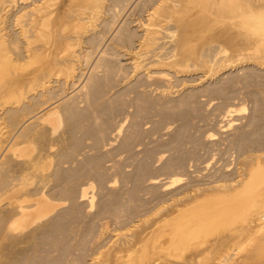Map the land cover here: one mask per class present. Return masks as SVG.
<instances>
[{
    "label": "bare ground",
    "instance_id": "obj_1",
    "mask_svg": "<svg viewBox=\"0 0 264 264\" xmlns=\"http://www.w3.org/2000/svg\"><path fill=\"white\" fill-rule=\"evenodd\" d=\"M140 1H141V3L143 2L144 4H142L143 7H141V10L140 11L137 10V11H139V12H137L135 10V8L138 4H140ZM131 4H133V5H131ZM121 5L123 6L124 10H126L129 7V5L132 6L133 9H131V14H130V16L128 15L129 20H128V16H127V18H124L125 19V21H124V19L122 17H120L119 14H118L119 16L117 15V9H118V7L122 8ZM140 6H141V4H140ZM0 7H1L0 8V70H1V66L3 65V62L5 61V59L9 61L8 63H11V62L21 63V61H22V62H24V65H25V62H28L29 60L33 59V61H31V62H33L32 65L34 64V62H36L37 65L35 64L36 67H35V65H33L35 67V70H33L32 74L34 72H36V75H35L36 77L37 76L43 77V83L41 85H39L40 89L39 90L37 89L38 91L36 93H34V95H33L35 98H38L41 100V103L39 102L40 104L39 103L37 104L39 106L33 111L31 109V112H28L26 115L23 114L24 116L22 118V121L19 123L18 128L14 127L15 130L7 133L6 135L4 133L3 138H1L2 136L0 134V171L3 168H7L8 165L12 164L13 162H15L16 164L18 163V166H16L17 168H15L13 170L15 176L9 174L8 175L9 178L5 179V184L0 189V197H1L0 202H2V204H3V205H1L2 206L1 209L4 212L3 215H6V225H5V231L7 234L6 236L9 239V241L11 243L10 245L12 247V249L10 251V262H9V264H37V261L34 260L35 256L33 258L31 257V259H33V260H31L30 258H28L30 256H27L26 254H27V250H29V247L31 248L32 246L36 245L35 244L36 240H38L39 237L45 236L48 238V237H52L53 235L56 236V234H55L56 232H57V235H59L58 229L59 228L61 230L63 229V228H61L62 227L61 223L64 222V225H65V222L68 221L67 219H70V218H66V221L61 220V219H63L62 217H65V216L68 217L69 216L68 214H70V215L72 214V217L73 218L75 217V221H77L76 216L81 214L82 210H85V209L81 208L82 204H80V203L86 204V206L89 207L90 209L94 208V197L95 196H92V194L90 196V192H89L90 187H93V183L88 185V186L84 185L85 182L83 184H81L84 186H80L79 184H77V187H79V188L75 189V186L73 184H74V182H77V181L73 180L74 182H73V184H71V185H73V187L67 189L66 191H63V193L64 192L66 193V194H64V195H66L65 197H67L65 199L66 201L58 202L57 199L55 198V196L54 197L51 196L52 194H51V189L48 186V183H49L48 181L47 182L41 181V183L38 184V183H36V181L34 179L35 178H40L41 180L44 179L45 178L44 176H46L44 174L45 168H46L47 164L53 160V158L55 156V151H57L56 147L60 146V145H64V147L63 146L62 147L65 148V146L69 144V143L67 144V142H69L70 138H68L66 136V133H60L59 132V126L61 127L60 124H62L61 111H60V106L62 104H66L69 107L68 110L70 112V115H72V116L75 114L79 115V113L82 111L80 108H82L83 104H86L88 107L92 106V105L96 106L93 109H91V113L86 116V120H88L89 121L88 123L91 124V126L93 127L92 131L95 129V127L97 128L93 134L94 138L96 137L97 142L102 140L103 135H104V125L99 124V122L102 118L101 117L99 120L101 108L100 107L98 108L97 107L98 105H96V103H97L96 101L98 99L99 94H102V93H100L102 89L100 90V92H98V89H99L98 85H100L99 83L103 82L102 76L104 74H102V76H101V73L103 71L100 72V67L102 66V64L104 65V69H105V67L113 68L112 67L114 65L113 62L114 61L116 62V60H121V57H123L124 60L126 61V66L128 65L129 69L131 68V71L128 69L131 72V75H132L131 77H134V76L136 78L138 77L140 79V81H142L141 86H143L144 88L150 87L152 89V87H154L153 91H158L159 88L160 89L163 88L159 91V93L161 94L162 97L167 96L169 93H171L172 86H174V85L171 86L173 76H171V74H168L167 70H171V68H173V67L176 68L175 78L183 75V73H184V75H186L185 72H187V70L186 71L182 70L179 68V66L183 65L184 63H187V61L189 62V60H192L194 62L196 61L197 63H199V61H201L203 58L205 60L207 58V60H211L213 62L219 61L221 59H223V61H226L228 59L227 58L225 60V58L228 56L227 53H229V51H231L233 53V54H231L233 57V58H231V59H233V60H231V62H233L235 65H243V66L252 65V67L256 66L260 69H263V71H264V0H4V3ZM123 13H124V11H123ZM127 20L131 24H133L135 29L133 28L134 30L131 29V31H128L126 33H122L123 32L122 31L123 26H124L123 24H125ZM6 21L8 22V27H5L4 23H6ZM6 26H7V24H6ZM125 30H126V26H125ZM11 31L14 32V34H12ZM135 31H137L138 33L137 32L135 33ZM107 35L113 36L112 41H114V44H113L114 47H118V46L120 47L121 46V48H124L125 50L123 52H120V53L117 52L119 55H117V53L113 52V50H112L113 53L109 54L108 53L109 50H108V48H106V45L108 46V44H106V41H108ZM110 39L111 38H109V40ZM94 40L95 41L98 40V41L95 42ZM6 42L11 46V50L8 47L9 50L6 51L7 50L6 49L5 50L6 52L2 53L1 45L4 44V46H5ZM20 43L21 44L23 43L22 46H20ZM86 45H88V46H86ZM205 45H207V46L211 45L212 47L214 45V47H213L214 50L211 53L209 52L210 53L209 57L202 55V47H205ZM5 48H6V46H5ZM112 49H114V48L112 47ZM13 55L17 56V58H14ZM2 60H4V61H2ZM82 60H84V61H82ZM58 61H61L65 64L68 62V66H69V64H70V66H72V71L71 72L69 71L68 76L66 75L67 76L66 82H68V85H70L69 84V81H70V83H72V87H73L74 91H75V89H78V90H76L77 92L75 91L76 93L75 94L73 93V95L70 97H69L70 94H68V92L66 90L56 92L58 90V87L61 88L63 85V83H62L63 81L60 84V80L57 79V77H56L57 75L55 76V73H54V67L57 68L55 65ZM226 63H227V61H226ZM226 63H225V67H226ZM118 64H119V62H118ZM123 64H121L122 67L125 66V63H123ZM17 65L19 66V64H17ZM17 65H15V66L17 67ZM27 65L29 66L28 63H27ZM32 65H31V67H32ZM185 65L186 64H184V66ZM6 66H8V64ZM15 66H12V67L16 68ZM119 66L117 65L116 67H119ZM184 66H182V67H184ZM22 67L23 66H21V69H22ZM25 67L21 71H23L25 69ZM27 67H26V69H27ZM187 67H188V65H187ZM9 69L11 70V68H9ZM57 69H59V67ZM79 69L81 72L80 75H79V72L77 71ZM114 69H115V67L113 68V70ZM246 69H247V67H246ZM55 71L59 72V70H55ZM60 71H61V69H60ZM109 72H111V71H109ZM109 72H107V73H109ZM237 72H239V71H237ZM30 73H28V74H30ZM61 73H63V72L61 71L60 74ZM20 74H22V72ZM26 74H27V72H26ZM115 74H117V73H115ZM242 75H244V74H242ZM109 76H111V74L108 75V77ZM11 77H12V75H11ZM27 77H29V76L27 75ZM7 78H9V77H7ZM13 78H14V76H13ZM113 79H114V77H113ZM137 79H136V81H137ZM186 79H185V81H186ZM127 80H128V78H127ZM0 81H2L1 78H0ZM16 82H17V80H16ZM78 82H80V83H78ZM77 83H78V85H77ZM189 83H190V81H189ZM0 84H2V82ZM176 85H179V84H176ZM21 86L23 87L24 85H21ZM139 86H140V83H139ZM139 86H138V88H139ZM132 87H130V89ZM62 88H64V87H62ZM11 89H12V86L5 87L3 89L4 90L3 92H8V94H9ZM35 89H36V87H35ZM35 89L34 90L32 89V91H36ZM21 90H22V88H21ZM0 92H1V88H0ZM110 92H111V90H110ZM125 92H126V90H125ZM137 92H138V90H137ZM48 93L49 94L50 93H67V94H63V96H61V97H59V95H54L52 98L49 97L50 99H46V97H48ZM69 93H71V92H69ZM130 93H131V91H130ZM1 94H3V93H0V95ZM14 95H16V94H14ZM141 95H142V93H141ZM10 97H11V95H10ZM11 98H13V95ZM71 98H72V100H71ZM111 99H114V98H111ZM141 100H143V99H141ZM144 100H146V99L144 98ZM8 101H10V100H8ZM29 101H31V98ZM158 101H160L159 98H158ZM168 101H170V100H168ZM17 102H20V101L17 100ZM17 102L15 104H17ZM106 102H108V100ZM134 103H136V102H134ZM7 104H5V105H7ZM10 104H13V103H10ZM99 106H101V105H99ZM84 107H85V110L89 109V108L86 109V106H84ZM90 108H92V107H90ZM104 108L106 110V107H104ZM143 108L144 107H142V109ZM24 110H25V107H24ZM68 110L66 107V111H68ZM28 111H30V110H28ZM83 111H84V109H83ZM116 111H118V110H116ZM101 112H102V110H101ZM129 112H130V110H129ZM229 112H231V111H229ZM13 114H15V113H13ZM65 115L66 114H64V116ZM105 116H107V115L105 114ZM79 119L81 120V118H79ZM72 120L73 119H71V122H72ZM79 121H78V123H81V121L80 122ZM126 122H124V123H126ZM252 122H253V120H252ZM118 123H119V121H118ZM74 124H75V122H74ZM139 124H141V123H139ZM82 125H84V124H82ZM76 126L80 127V124L76 125ZM248 126H249V124H248ZM67 127H68V125H67ZM72 127H75V126L72 125ZM136 127H137V125H136ZM69 128H71V127H69ZM78 129H81V127L77 128L75 130L78 132ZM83 129H84V127L82 128V130ZM139 129L141 130L142 128H139ZM2 130H3V128H2ZM86 131H88V130H86ZM121 131H122V126H119L118 129L113 134V137L119 136L121 134ZM64 132H65V130H64ZM131 134H133V132ZM249 134L250 133H248V135ZM122 135H124V134H122ZM179 136L182 138L183 135L182 136L179 135ZM75 138L76 137H74L73 139H75ZM107 138H108V135H107ZM115 138H117V137H115ZM118 139H120V138H118ZM178 140H179V138H178ZM78 141H79V139H78ZM127 141H128V139H127ZM240 141H242V140H240ZM255 141H256V139H255ZM80 142H82V140H80ZM123 142L125 143V141H123ZM254 142H253V144H254ZM124 143H122V144H124ZM84 144H86V143H84ZM84 144H83V146H84ZM239 145L240 144H238V146ZM92 146H94V145H92ZM122 146H124V145H122ZM88 147H90V146H88ZM95 147L96 146H94L93 149ZM252 147H254V146H252ZM85 148H86V146H85ZM125 149L126 148H124L123 151H125ZM182 149H184V148H182ZM103 150H104V148H103ZM137 150H139V149H137ZM106 151H108V150H106ZM129 151L130 150H128V152ZM132 151H134V149ZM248 151L249 150H245V152H243L241 159L242 158L244 159L243 160L244 164H246L247 160L248 161L251 160L252 163H250L248 165H251L250 167H252V168L247 167L246 166L247 164L239 166L237 168V170L234 171L235 173H232V174H234L233 177L229 178V179L223 178V177L222 178H220V177L214 178L212 181L207 182L208 181L207 180V181H205L206 183L201 184V185L197 181H195L196 183H194V181H193V184H195V185L190 184L191 186H183V185H182V187L179 186L178 189L176 188L177 190L176 189H175V191L172 190L173 191L172 193L169 190L175 188L177 183H179V181H180L179 178L169 177L168 178L169 180L165 181L163 183L160 182L162 180L161 178H160L161 179L160 181H158V180L152 181L151 180L152 182H150V183L155 184V185L158 183L159 184L161 183L162 188L164 189L165 193H166V190H168V192L166 194H164V192H162V194H164L165 197H169L166 195L170 192L169 193L170 196H173L172 198L170 197L171 201L168 200L170 203L165 202L166 203L165 204L163 202V203H161V205H157V207L154 206L153 211L151 210V208H153V207L150 208L149 206L151 203L154 204V202H151L150 204L148 203L149 204L148 211L149 210H151V211H149V212L147 211V214H146V212L144 210L145 214L143 215V217L142 216L138 217V219L136 218L138 216V214H136L137 216L135 215V219H137V220H133V222H134L133 226L131 225L133 222H131V224L128 222L129 225L132 226L131 228L133 229V232H132V229H131V232H129V233H132V235H126V236L121 237L120 233H118L115 235L116 236L115 239L113 238L114 240L112 239V237L110 238V240L105 239L106 242H108V243L110 242L111 244L105 243V241L104 242L99 241L97 243L99 246L98 250L104 249L106 247L110 248V249L107 248L108 250H110V257H108V255H105V254H109L107 252V249H104L106 251L101 250L102 252L103 251L105 252V254L104 253H101V254L102 255L104 254L105 258H106V256L108 258L107 264H168V263L172 264V263H170L171 261L168 262L169 259L172 260L171 258L174 257V258H177L178 260H181L182 259L181 257L180 258L175 257V255L176 254L178 255V252H179L180 256L182 254H183L182 256H186V254L184 255V252L187 249H190L192 247H194V249H195L196 248L195 246L197 244L198 245L197 249H196L197 251L194 252L193 255L190 257H188L189 254H187V257H183V260H181L182 264H189V261L193 262L194 258H197V256H199L198 258L200 259L203 254L205 255V252H208L209 250H214L217 247H218L217 249H219V247L221 248V246L228 243L229 239L232 237L231 235H233L232 233H234L233 230L229 229L230 233L224 234V235H222V232H221L220 234L222 236H220L218 234L217 236H219V237H216V236H215L216 238L211 237L213 239L208 238V236H205L207 238H204V237L202 238V234L204 233L205 235H207L208 233H210L213 230L212 228L215 227L217 224H218L217 226H219V224L222 222H225V224H226V221H228L230 219H231V222L235 223V222H237V219H238L243 224H245L246 233L248 235H250V239L248 241H251L253 239L252 242H254V243L251 245L250 248L245 245L247 248H249L247 251L245 250V248L242 249V247H244V245L241 247L240 246L241 244L239 245L238 243H236V244H238L240 249H242L243 251L245 250L247 252V255H244V253L242 254L243 255L242 260H240L241 258L238 259L239 255L235 254L234 251H232L233 248L237 249L238 246H236V244H235L236 247H232L230 245L232 247L231 251L228 250L229 248H226V249L230 252H233L235 255H238V256H233V258L236 257V259H238L235 262V264H249V261L251 260V258H253L254 255H257L255 253L258 251V250H256L257 246H258V249H259V247L261 249L264 248V246H263L264 245L263 244L264 243L263 242V239H264V173H260L261 171L258 172L256 166H253V160L254 159H258V161H261V162L263 161L264 152H261L259 149H256V150H253L250 152H248ZM64 152H68V150L64 151ZM82 152H84V148H83ZM92 152H94V151H92ZM97 153H99V152H97ZM102 153L104 154V152H102ZM119 153H120V151H119ZM70 154H72V153H70ZM79 154H80V152H79ZM93 154H95V153H93ZM59 155H60V153H59ZM89 155L90 154H88V157H89ZM101 156H103V155H101ZM138 156H139V154H138ZM138 156H135V157H138ZM64 157H66V155H64ZM88 157H87V159H89ZM183 158H185V157H183ZM72 160H74V159H72ZM60 161L58 162L59 164H60ZM185 161H186V159H185ZM69 162H71V161L69 160ZM178 162H179V160H178ZM183 162H182V164H183ZM261 162H260V164H261ZM257 163H259V162H257ZM166 164H168V163H166ZM258 165L259 164H257V166ZM253 167H255L256 170L253 169ZM261 167H262V165H261ZM83 168H82V170H83ZM178 169H179V167H178ZM261 169L263 171L264 166ZM169 172H171V171H169ZM4 174H6V172ZM120 174H121V172H120ZM117 175H118V173H117ZM123 175H124V173H123ZM171 175H172V173H171ZM6 176L7 175H5V177ZM78 176H80V174ZM84 177H86V176L84 175ZM87 177H86V179H87ZM49 178H50V176H49ZM76 178L77 177H75V179ZM139 178H140V176H139ZM145 178H146V176H145ZM150 178L152 179V177H150ZM99 179H101V178L99 177ZM57 181H59V180H57ZM54 182H55V180H54ZM61 182L62 181H60V183ZM60 183H58L57 185H54L53 187H51V186L50 187L53 189V191L54 190L56 191L55 188L60 186L59 185ZM132 183H134V182H132ZM62 184H64V183L62 182ZM104 186H105V184H104ZM138 186H140V185L138 184ZM153 187H154V185H153ZM146 189H147V187H146ZM160 189H161V187H160ZM163 189H162V191H163ZM64 190H65V188H64ZM153 190H154V188H153ZM156 190H158V188ZM144 191H145V189H144ZM150 191L152 192V189ZM119 192H121V191H119ZM159 192L157 194H159ZM153 193H156V191ZM157 194H156V196H158ZM54 195H55V192H54ZM58 195H59V193H58ZM58 195H56V197L60 196V195L59 196ZM64 195L61 194V198H63L62 196H64ZM156 196H154V198ZM161 196L162 195H159V197H161ZM162 198H160V199H162ZM59 200H60V198H59ZM120 200H122V199H120ZM117 201H119V200H117ZM156 201H157V199H156ZM149 202H150V200H149ZM116 203H118V206H119V204L121 206V201H120V203L115 202L113 207H115ZM68 204L69 205L71 204L69 209L65 208L64 211H61V210L58 211L59 209H61L62 207H65ZM78 204L81 206H79ZM123 204H124V202H123ZM101 205L103 206V204H101ZM107 205H105V207ZM110 205H108V206L110 207ZM125 205H126V203H125ZM147 205H146V207H147ZM77 206H79L81 208L80 209L81 211L79 209H78L79 211L77 210V208H78ZM86 206H85V208H86ZM118 206H117V208H119ZM151 206H152V204H151ZM90 209H89V211H90ZM101 209H103V208H101ZM104 210H101L100 213H96V215L98 214L97 215L99 217L98 221L100 222V227H98L99 232L97 231L98 234H94V235H97V236H95L96 242L98 240H103L104 237L107 236V232L109 231V227H110L109 223L110 222L109 223H108V221L104 222V220H106L107 218L109 219V216L107 217L108 209H104ZM110 210H112V209H110ZM110 210H109V213H110ZM119 210L117 209L116 211H119ZM132 211H133V209H132ZM79 212H81V213H79ZM111 212H114V209ZM115 213H117V216H118V214L120 215L122 212L121 213L115 212ZM115 213H110V214H111V216H114V218H116ZM127 213H129V212H127ZM131 214H132V212H131ZM131 214H129V215H131ZM96 215L94 217H97ZM0 216H1V214H0ZM148 216H150V218L147 219ZM59 218H60V220H59ZM78 218H79V216H78ZM111 218H113V217H110V219ZM128 219H126V220H128ZM130 219H131V217H130ZM233 219H236V221H234ZM70 220H72V219H70ZM118 220H120V219H118ZM126 220L124 222H126ZM1 221H3V220H1ZM73 221H74V219H73ZM94 221H96V218L94 219ZM59 222H61L60 223L61 227L58 224ZM79 222H80V220H79ZM120 223H121V220H120ZM2 224H3V222H2ZM71 224H73V223H71ZM68 225L69 224L67 223V226ZM97 225L99 226V224H97ZM221 225H220V227H221ZM65 226H63V227H65ZM70 226H73V225H70ZM70 226L68 228H70ZM85 227H87V225ZM0 228H2V227H0ZM68 228H67V230H68ZM72 228H74V227H72ZM98 228L96 226V229H98ZM86 229H88V228H86ZM67 230L66 231L62 230L63 232L61 231V233L67 232ZM70 230H72V229H69L68 231H70ZM92 230H90L89 232H91ZM209 230H211V231L209 232ZM215 230L216 229H214V231ZM93 231L95 233H97L96 230H93ZM218 231L220 232V230H218ZM236 231H237V227H236ZM70 232H68V233H70ZM116 232H118V231H116ZM197 232L198 233L203 232L200 236L202 238L201 240H198L199 234L197 235L196 234ZM213 232H212V234H213ZM226 233H227V231H226ZM64 234H66V233H64ZM204 234H203V236H204ZM244 234H245V232H244ZM247 234H245V235H247ZM68 235H70V234H68ZM100 235H101V237H100ZM195 235H197L198 238L195 237V240H194L193 236H195ZM214 235H216V234H214ZM245 235H244V237H245ZM4 236H5V232H4ZM196 238H197V241H196ZM84 239H87V238H84ZM240 239H239V241H242V238H240ZM0 242H1V240H0ZM245 242L242 241L243 244ZM55 243L57 245V242H55ZM55 243L52 245V249L50 250V253H51V251L53 252L54 249H56ZM247 243L248 242H246V244ZM261 243L263 245H261ZM79 246H81V244ZM82 246H84V245H82ZM227 246L229 247V245H227ZM56 247H58V246H56ZM84 247L85 248H79V249L80 250L84 249V251H85L86 245ZM224 247H226V246H224ZM224 247H222V248H224ZM68 249H67V251H69ZM242 250H241V252H242ZM47 251H49V249ZM238 251H235V252L237 253ZM259 251H260V249H259ZM261 251L259 253L262 254ZM217 252L219 253V250ZM253 252H254V254H253ZM222 253L223 252H221L220 254L222 255ZM63 254H65V253H63ZM172 254H174L173 257L169 258V256L170 255L172 256ZM228 254L229 253L227 252L226 255H228ZM230 254L233 255L232 253H230ZM261 254H259V255H261ZM204 255H203V257H205ZM259 255H257L258 258H259ZM95 256H96V254H95ZM216 256H215V259H216ZM257 256L255 258L257 260L254 262H257L259 259H261V258L258 259ZM261 257L264 260V254H263V256L261 255ZM75 258L72 260V262H71L72 264H75V260L78 261V263H79V260H81V259L83 260L86 257L85 258L80 257V259H79V257L77 259H75ZM209 258H207V259L209 260ZM96 259H98V258H96ZM199 259H197V260L199 261ZM212 259L214 260V258H212ZM94 260H95L94 257H93V259L89 258V262L88 263L86 262V264H94L95 262L99 261V260H97L94 262ZM174 260H175V262L178 261L176 259H174ZM208 260H206V261H208ZM213 260L211 261V263L213 262ZM233 260L235 261V259H233ZM263 260H261V261H263ZM104 261H105V259H104ZM204 261H202V262H204ZM219 261H222V259ZM234 261H232V262H234ZM228 262H229V260H228ZM232 262L230 264H232ZM259 262H260V260H259ZM71 263H69V264H71ZM81 263H83V262H81ZM101 263H105V262L101 261ZM193 263H190V264H193ZM179 264H181V262ZM196 264H197V261H196ZM209 264H210V262H209ZM213 264H216V262L215 263L213 262ZM222 264H224V263H222ZM225 264H226V262H225ZM227 264H229V263H227ZM251 264H252V261H251ZM260 264H263V263H260Z\"/></svg>",
    "mask_w": 264,
    "mask_h": 264
},
{
    "label": "rangeland",
    "instance_id": "obj_2",
    "mask_svg": "<svg viewBox=\"0 0 264 264\" xmlns=\"http://www.w3.org/2000/svg\"><path fill=\"white\" fill-rule=\"evenodd\" d=\"M3 3H4V0H0V6ZM140 4H141V6H140ZM140 4H138L139 6L138 5L136 6V8H135L136 11L137 10L140 11L141 7H143L142 4H144V3L143 2L141 3V1H140ZM131 5H133V4H131ZM131 5H129V7L126 10H124L122 5H121L122 8L118 7L117 15L119 14L120 17H122L123 19L127 18L128 15L130 16L131 9H133ZM137 7L138 8L140 7V8L138 9ZM123 11H124V13H123ZM139 11H137V12H139ZM129 16H128V20H129ZM124 21H125V19H124ZM127 21L125 23L126 25L123 24L124 26H123V30H122L123 32L122 33H126L128 31H131V29L132 30L135 29L133 24H131L129 21L128 22ZM4 24H5V27H8V22L7 21ZM6 24H7V26H6ZM125 26H126V30H125ZM136 32L137 31H135V33ZM12 34H14V32H12ZM107 37H108L107 38L108 41H106V44H108V46L106 45V48H108V50H109L108 53L109 54H112L113 52L120 53V52H123L125 50L124 48H121V46L120 47L119 46L118 47H114L113 46V44H114V41H112V37L113 36H111V35L108 36L107 35ZM109 38H111V39L109 40ZM97 41L98 40H96L95 42H97ZM22 44L20 43V46H22ZM5 46H6V48H5ZM5 46H4V44L1 45L2 53L8 51L9 48L11 50V46L7 42L5 43ZM86 46H88V45H86ZM112 47L114 49H112ZM213 47H214V45H213ZM213 47L211 45H208V46L205 45V47H202V55H204L206 57L207 56L209 57L210 53L214 50ZM112 50H113V52H112ZM118 53H117V55H119ZM229 53H227L228 56L225 58V60L228 58L226 60L227 63H226V61H223V59H221L219 61H216V62H213L211 60H207V58H206V60L203 58L202 59L203 61L201 60V61H199V63H197L196 61L194 62L192 60H189V62L187 61V63H184V64H186L185 66H184V64L179 66L180 69L185 70V71L187 70V72H185L186 75H184V73H183V75H181V76H179L177 78H175V76H176L175 75L176 68L173 67V68H171V70H167V73L171 74V76H173L172 77L171 86L172 85H174V86H172L171 93H169L167 96H164V97H162L161 94L159 93V91L161 89H163V88H161V89L159 88L158 91H153L154 87H152V89L150 87H148V88L145 87L144 88L143 86H141L142 85L141 84L142 81H140V79L138 77L137 78L139 80L135 76L131 77L132 76L131 72H130L131 68L129 69L128 65L126 66V61L124 60L123 57H121V60H116L117 63L115 61L113 62L114 65L112 67L113 68L115 67L114 70L111 67L110 68L109 67L108 68L105 67V69H104V65L102 64V66L100 67V72L103 71L101 73V76H102V74H104L102 76V78H103L102 80H103L104 83L101 82V83H99L100 85H98L99 86L98 87L99 88L98 92H100V90L102 89L101 92H100L102 94L98 93L100 97L98 96V99L96 101L97 102L96 105H98L97 107L98 108L100 107L101 110H102V112H101V110L99 109L100 110L99 120L102 117L100 122H99V124L104 125V135H103V138L101 140L102 142L101 141L97 142L96 137L94 138V136H93V134H94V132L96 131L97 128L95 127V129L92 131L93 127L91 126V124L88 123L89 121L86 120V116L89 115L91 113V109H93L96 106L92 105V106L88 107L86 104H83L82 108H80L82 110L79 113L80 116L78 114H75V115H73L74 117L72 115H70V112L68 110L69 107L66 104H62L60 106L62 124H60L61 127L59 126V132L60 133H66V136L68 138H70L69 142H67V144L68 143L69 144L66 145L65 148H63L64 145H60V146L56 147L57 151H55V156H54L53 160L50 163H48L46 168H45V172H44V174L46 175V176H44L45 178L42 179V180L40 178H35L34 180L38 184L41 183V181H45V182L48 181L49 182L48 186L51 189V194H52L51 196L52 197L55 196V198L57 199L58 202L66 201L65 199L67 197H65L66 195H64L66 193L65 192L63 193V191H66L67 189L73 187V185L75 186V189H76V188H79V187H77V184H79L80 186H84V185L88 186V185L93 183V187H90L89 192H90V196H91V194H92V196H95L94 197V208L90 209L89 207L86 206V204L80 203V204H82L81 208L85 209V210L81 211L80 210L81 208L79 207L81 205L78 204L79 206H77L78 207L77 210L79 209L82 212V213L79 212L81 214L78 213L79 214L78 215L79 218H78V216H76V220L78 222L75 221V217L73 218L72 214L71 215L68 214L69 215L68 217L65 216V217H62L63 219H61V220H65V221H66V218L72 219V220L67 219L68 221L65 222L66 226L64 225V222L63 223H61V222L58 223L59 226L62 224V227L61 226L60 227L63 228L62 229L63 231H66L67 228L70 225H73V226H70V228H68V230L72 229L70 231L73 234L70 231H68V230H67V232H64L67 235L64 234V233H61L62 230L58 227L59 229L58 228L57 229H58L59 235H57V232H56L55 233L56 236L53 235L52 237H48V238L45 237V236L39 237L38 240H36V243H35L36 245L32 246L31 248L29 247V250H27V254L26 255L30 256L28 258L31 259V257L33 258L35 256L36 258L34 257V260L37 261V264H69V263L72 262V260L75 257H76L75 259H77L78 257H79V259H80V257L81 258H85L86 257L83 260L81 259L82 261L78 259L79 263H78V261L75 260V264H80L81 262H83L81 264H84V263L86 264V262L87 263L89 262V258L93 259V257H94V259H95L94 262L97 261V260L100 261V262L97 261L94 264H99V263L100 264H105V263L107 264L108 258H107V256H106V258L104 256V254H105L104 251H106L104 249H107L108 247H106L104 249H99L100 250L99 251L98 250L99 246H98L97 243L99 241H103V242L105 241V243H108V242H106V240H108V239L110 240L111 237H112V239L113 238L115 239V237H116L115 235L118 234V233H120L121 237L126 236V235H132V233H129V232H131V229H132L131 227L134 224L133 220H137L138 217H141V216L143 217L145 212L147 214V211H148L149 207L150 208L153 207V208H151V210L153 211L154 210V206L157 207V205H161V203H163V202L164 203L165 202L166 203H170L168 200L171 201V198L173 197V196H170V194H169L170 192L172 193L173 191H175L176 188L178 189L179 186L182 187V185L183 186H191L193 184V181H194V183H196L195 181H197L201 185V184L206 183L205 181H207V180H208L207 182L212 181L214 178H219V177L222 178L223 177V178H228L229 179V178L233 177L234 174H232V173H235L234 171H236L239 166L246 165V164H247L246 165L247 167L251 166V165H248V164L252 163V161L251 160H249V161L247 160L246 164H244V162H243L244 159L243 158L241 159V156H242L243 152H245V150H249L248 152H250V151L259 149L261 152H264V71H263V69H260V68H258L256 66L252 67V65H250V66L249 65H247V66L235 65L233 62H231V60H233V59H231V58H233L231 54H233V53L231 51H229ZM13 57L17 58V56H15V55H13ZM2 61H4V60H2ZM31 61H33V59L29 60L28 62H25V65H24V62H22V61H21V63H16V62L8 63L9 61L5 59V61L3 62L4 66L3 65H2L3 67L1 66L0 78H1L2 81H0V83L2 82V84H0V88H1V92L0 93H3V94L0 95V119H1L0 120V131H1L0 134L2 136L1 138L4 137V133L6 135L7 133L15 130V128H18V125L22 121L23 116L26 115L28 112H31V109H32V111L35 110L39 106L37 104L39 102L41 103V100L38 99V98H35L33 95H34V93H36L40 89L39 85H41L43 83V77L42 76H37L36 77L35 76L36 72H34L32 74L33 70H35V67H36L37 63L34 62L33 65L36 64L35 67H34L32 65L33 62H31ZM82 61H84V60H82ZM118 62H119V64H118ZM27 63L29 64V66L27 65ZM123 63H125V66L122 67L121 64H123ZM225 63H226V67H225ZM7 64H8V66H6ZM17 64H19V66ZM11 65L12 66L17 65V67L15 66L16 68H14ZM20 65L23 66L22 69L25 66L26 67L28 66V67H27V69L25 67V69L23 71H21L22 69H21ZM31 65H32V67H31ZM117 65L118 66L120 65L119 66L120 68L116 67ZM187 65H188V67H187ZM55 66L57 68L59 67V69L54 67L55 76L57 75L56 77H57V79L60 80V84L63 81L62 82L63 83L62 87H64V88L61 87L62 89L58 87V90L56 89L57 90L56 92L65 91L66 90L68 92V94H70L69 97L72 96L73 93L75 94L77 92L76 90H78V89H75V91H76L75 92L73 87H72V83H70V81H69L70 85H68V82H66V77L69 75V71L70 72L72 71V66H70V64L68 66V62L65 64V63H63L61 61H58ZM182 66H184V67H182ZM246 67H247V69H246ZM9 68H11L12 71ZM60 69L63 72L61 74H60V72H61ZM55 70H59V72L55 71ZM77 71L79 72V75H80L81 74L80 69L77 70ZM109 71H111V72H109ZM237 71H239V72H237ZM21 72H22V74H20ZM26 72H27V74H26ZM107 72H109V73H107ZM249 72L250 73L252 72V73L250 74ZM28 73H30V74H28ZM115 73H117V74H115ZM107 74L108 75L111 74V76L108 77ZM242 74H244V75H242ZM11 75H12V77H11ZM27 75L31 79L29 77H27ZM13 76H14V78H13ZM7 77H9V78H7ZM113 77H114V79H113ZM127 78H128V80H127ZM136 79H137V81H136ZM185 79H186V81H185ZM16 80H17V82H16ZM189 81H190V83H189ZM78 83H80V82H78ZM78 83H77V85H78ZM139 83H140V86H139ZM176 84H179V85H176ZM21 85H24V86L22 87ZM137 85L139 86L140 89L138 88ZM8 86H12V89L10 90L9 94H8V92H3L4 91L3 89L5 87H8ZM35 87H36V89H35ZM130 87H132L133 89L132 88L130 89ZM21 88H22V90H21ZM32 89L33 90L35 89L36 91H32ZM110 90H111V92H110ZM125 90H126V92H125ZM129 90L131 91V93H130ZM137 90H138V92H137ZM69 92H71V93H69ZM141 93H142V95H141ZM14 94H16V95H14ZM63 94H67V93H50V94L48 93V97H46V99H50L54 95H59V97H61V96H63ZM10 95H11V97L13 95V98H11ZM157 97L159 98V100L161 102L158 101ZM30 98H31V101H29ZM111 98H114L115 100L111 99ZM144 98L146 100H144ZM141 99H143V100H141ZM8 100H10V101H8ZM17 100L20 101V102H17ZM71 100H72V98H71ZM107 100H108V102H106ZM168 100H170V101H168ZM16 102H17V104H15ZM134 102H136V103H134ZM4 103L5 104L8 103V104L5 105ZM10 103H13L14 105L10 104ZM99 105H101V106H99ZM84 106H86V109L87 108H89V109L85 110ZM24 107H25V110H24ZM66 107H67L68 111H66ZM90 107H92V108H90ZM104 107H106V110H105ZM142 107H144V108L142 109ZM83 109H84V111H83ZM28 110H30V111H28ZM116 110H118V111H116ZM129 110H130V112H129ZM229 111H231V112H229ZM13 113H15V114H13ZM101 113L102 114L104 113V114L102 115ZM64 114H66V115L64 116ZM105 114L107 116H105ZM79 118H81V120ZM71 119H73L74 121L72 120V122H71ZM79 120L84 125H82L81 123H78ZM252 120H253V122H252ZM118 121H119V123H118ZM74 122H75L76 125L80 124L81 129H78V132L75 129L80 128V127L79 126L77 127L74 124ZM124 122H126V123H124ZM139 123H141V124H139ZM248 124H249L250 127L248 126ZM67 125H68V127H67ZM72 125L75 126V127H72ZM136 125H137V127H136ZM119 126H122V131H121V134L119 135L120 137L119 136H114L113 137V134L115 133V131L118 129ZM69 127H71V128H69ZM83 127H84V129L82 130ZM2 128H3V130H2ZM139 128H142V129L140 130ZM85 129L88 130V131H86ZM64 130H65V132H64ZM131 131L133 132V134H131L132 133ZM248 133H250V134L248 135ZM122 134H124V135H122ZM107 135H108V138H107ZM179 135H181V136L183 135L182 138ZM74 137H76V138L73 139ZM115 137H117V138H115ZM77 138L79 139V141H78ZM118 138H120V139H118ZM178 138H179V140H178ZM127 139H128V141H127ZM255 139H256V141H255ZM80 140H82V142H80ZM240 140H242V141H240ZM123 141H125V143ZM83 142L86 143V144H84ZM253 142H254V144H253ZM122 143H124V144H122ZM83 144H84V146H83ZM238 144H240V145L238 146ZM92 145L96 146L94 148L95 150L93 149L94 146H92ZM122 145H124V146H122ZM81 146L84 148V152H82L83 148ZM85 146H86V148H85ZM88 146H90V147H88ZM252 146H254V147H252ZM103 148H104V150H103ZM124 148H126L125 151H123ZM182 148H184V149H182ZM133 149H134V151H132ZM137 149H139V150H137ZM67 150H68V152H64V151H67ZM106 150H108V151H106ZM128 150H130L131 152L130 151L128 152ZM92 151H94V152H92ZM119 151H120V153H119ZM79 152H80V154H79ZM97 152H99V153H97ZM102 152H104V154ZM59 153H60V155H59ZM70 153H72V154H70ZM93 153H95V154H93ZM88 154H90L89 157H88ZM138 154H139V156H138ZM64 155H66V157H64ZM101 155H103V156H101ZM135 156H138V157H135ZM87 157L89 159H87ZM183 157H185V158H183ZM71 158L74 159V160H72ZM185 159H186V161H185ZM69 160L71 162H69ZM178 160H179V162H178ZM59 161H60V164L58 163ZM182 162H183V164H182ZM257 162H259V163H257ZM260 162L261 161H258V159H254L253 160V166H256L258 172L261 171L260 173H264V169H263V171L261 169L264 166V158H263V161L261 162V164H260ZM166 163H168V164H166ZM257 164H259L260 166L258 165L259 166L258 167ZM10 165H8L7 168L1 169V171H0V189L5 184V179L9 178L8 177L9 174L15 176L13 170L15 168H17L16 166H18V163L16 164L15 162H13ZM261 165H262V167H261ZM81 167L82 168L84 167L83 170H82ZM178 167H179L180 170L178 169ZM250 168H252V167H250ZM256 168L253 167V169H255V170H256ZM169 171H171V172H169ZM3 172L4 173L6 172V174H4ZM120 172H121V174H120ZM117 173H118V175H117ZM123 173H124V175H123ZM171 173H172V175H171ZM79 174H80V176H78ZM5 175H7V176L5 177ZM84 175L86 177L88 176L87 179L89 181L86 179V177H84ZM138 175L140 176V178H139ZM49 176H50V178H49ZM145 176H146V178H145ZM75 177H77V178L75 179ZM99 177L102 180L99 179ZM150 177H152V179ZM169 177L179 178L180 181H179V183H177L175 188L169 190L170 192L166 195V196H169V197H165L164 194H166L168 192V190H166V193H165L164 189L162 188L161 183L160 184L158 183V184L155 185V184H152L150 182H152L153 180L160 181L162 179L163 181L161 180L160 182L163 183L165 181H168ZM65 178L66 179L68 178V179L66 180ZM54 180H55V182H54ZM57 180H59V181H57ZM73 180H76L77 182H74ZM60 181H62L65 185L62 184V182L60 183ZM73 182H74V184H73ZM132 182H134V183H132ZM58 183H60L59 184L60 186L55 188L56 191L55 190L53 191V189L51 187H53L54 185H57ZM83 183H84V185H81ZM71 184H73V185H71ZM104 184H105L106 187L104 186ZM138 184L141 187L138 186ZM153 185H154V187H153ZM193 185H195V184H193ZM159 186L161 187V189H160ZM63 187L65 188V190H64ZM146 187H147V189H146ZM156 187L158 188V190H156L157 189ZM153 188H154V190H153ZM144 189H145V191H144ZM151 189H152V192L150 191ZM162 189H163V191H162ZM119 191H121V192H119ZM155 191H156V193H153ZM54 192H55V195H54ZM158 192H159V194H157ZM162 192H164V194H162ZM58 193H59L60 196L58 195ZM61 194L64 195V196H62L63 198H61ZM156 194L158 196H156ZM56 195H58L59 197H56ZM120 195L121 196L123 195V196L121 197ZM159 195H162V196L159 197ZM154 196H156V197L154 198ZM59 198H60V200H59ZM160 198H162L163 200L160 199ZM120 199H122V200H120ZM156 199H157V201H156ZM117 200H119V201H117ZM149 200H150V202H149ZM0 201H1V197H0ZM120 201H121V206H120V204L118 206V203H116L115 207H113L115 202H119L120 203ZM123 202H124V204H123ZM151 202H154L155 205L153 203H151ZM100 203L103 204V206ZM125 203H126V205H125ZM148 203L149 204L151 203L152 206H151V204L149 206ZM107 204L108 205L111 204L110 207ZM145 204L146 205L148 204L147 207H146ZM1 205H3L2 202H0V214H1V216H0V222H1L0 223V227H2V228H0V230L2 231V232L0 231V236H1L0 237V240H1V242H0V264H9V262H10V251H11L12 247L10 245L11 243H10L9 239L6 236L7 235L6 231H5L6 215H3L4 212L1 209V207H2ZM68 205H66L65 207H62L58 211H60V210L64 211L65 208L69 209L71 204L69 206ZM105 205H107L108 207L107 206L105 207ZM116 205L119 208H117ZM85 206H86V208H85ZM101 208H103V209H101ZM89 209H90V211H89ZM104 209H108V213H109L110 209H112V210L114 209V212H111L112 210H110V213H115V212L121 213L122 212L121 213L122 215L118 214V216H117V213H115L116 218H114V216H111L110 213L109 214L107 213V217L109 216V219L107 218L106 220H104V222L105 221L106 222L108 221V223L110 222L109 223L110 224L109 231L107 232V236H106L107 238L104 237L103 240H98L96 242V237L95 236H97V235H94V234H98V232H99V228L98 227H100V222L98 221L99 217L97 216L98 214L96 215V213H100L101 210H104ZM117 209L118 210L120 209V210L116 211ZM132 209H133V211H132ZM144 210H145V212H144ZM151 210H149V211H151ZM127 212H129V213H127ZM131 212H132V214H131ZM129 214H131V215H129ZM136 214H138V216ZM95 215L97 217H94ZM128 215L131 217L132 220L130 219V217ZM135 215L137 216L136 217L137 219H135ZM110 217H113V218L110 219ZM60 218H59V220H60ZM95 218H96L97 222L94 221ZM148 218H150V216H148L147 219ZM73 219H74V221H73ZM118 219L121 220V223H120V220H118ZM126 219H128V220H126ZM1 220H3V221H1ZM79 220H80V222H79ZM125 220H126V222H124ZM233 220L236 221V219H233ZM2 222H3V224H2ZM128 222L130 224H131V222H133L131 224L132 226H130ZM67 223L69 224L68 226H67ZM71 223H73V224H71ZM235 223L231 222V219H230V220L226 221V224H225V222L220 223L219 226H217L218 225L217 224L215 226L216 228L213 227L212 228L213 230L211 229L212 231L209 230V232L210 231L211 232L208 233L207 235H205L202 232L204 234V236H203L202 233H198L197 232L196 234L197 235L199 234L198 235V237H199L198 240H201L203 237L207 238L205 236H208V238H211V237L216 238V237H219V236H217L218 234L220 236H222L224 234H229L230 233L229 229L233 230L234 233H232L233 235H231L232 236L230 238L231 240L229 239L228 243H226L225 245L221 246V248L226 246V247L222 248L223 250L220 247H219V249H217L218 248L217 247L214 250H209L208 252H205V255L203 254L205 257H203V255H202L203 258L200 256L202 259L201 258L199 259L198 258L199 256H197V258H194V261L193 260L192 261L195 264H196V261H197V264H209V262H210V264H213V262L214 263L216 262V264H219V263L220 264H222V263L225 264V262H226V264L227 263L230 264L232 261H234L233 259H235V261L232 262V264L233 263L235 264V262L238 259L241 258L240 260H242V256H243L242 254L244 253V255H247L246 251L251 247V245L254 242H252L253 239L251 241H248L250 239V235H248L246 233L245 224H243L238 219H237V222H235ZM97 224H99V226ZM86 225H87V227H85ZM95 225L97 226L98 229H96ZM220 225H221V227H220ZM63 226H65V227H63ZM72 227H74V228H72ZM236 227H237V231H236ZM86 228H88V229L90 228V229L88 230ZM92 229L96 230V232L97 231L98 232L95 233ZM214 229H216V230L214 231ZM217 229L220 230V232ZM90 230H92L94 233L92 231L89 232ZM225 230L227 231V233H226ZM116 231H118V232H116ZM4 232H5V236H4ZM68 232H70V233H68ZM132 232H133V229H132ZM212 232H213V234H212ZM221 232H222V235L220 234ZM244 232L247 235H245ZM68 234H70V235H68ZM201 234H202V238L200 237ZM214 234H216V235H214ZM197 235L193 236L194 240H195V237H197ZM244 235H245V237H244ZM72 237L73 238L75 237V238L73 239ZM100 237H101V235H100ZM84 238H87V239H84ZM197 238H196V241H197ZM213 238H211V239H213ZM240 238H242L243 242L246 241L248 243L246 244V242H245L243 244L242 241H239ZM55 242H57V245H56ZM263 242H264V239H263ZM54 243L59 248L55 246L56 249H54V251L53 252L51 251V253H50V250L52 249V245ZM236 243H238L239 245L241 244L240 245L241 247L244 245V247H242V249L245 248L246 251L244 250L245 251L244 252L242 249H240L238 244H236ZM262 243H261V245L264 244V243L263 244ZM80 244H81V246H79ZM235 244L238 247H237V249L233 248V250H232V247H236ZM82 245H84V246L86 245L85 251H84V249L83 250L79 249V248H85ZM227 245H229V247ZM245 245L247 247H249V248H247ZM197 246L198 245L196 244V246H195L196 248L195 249H194V247H192L190 249H187L184 252V255L186 254V256H182L183 254L180 256L179 252H178L179 256L176 254L177 256L175 255V257H179V258L181 257L182 258L181 260H183V257H187V254H189L188 257H190V256L193 255L194 252L197 251L196 250ZM66 248L67 249L69 248L68 249L69 251H67ZM226 248H229L228 250H230V251L232 250V251H234L235 254H238L239 255L238 259H236V257L233 258V256H238V255H235L233 252L228 251ZM48 249H49V251H47ZM108 249H110V248H108ZM108 249H107V252L109 254H105V255H108V257H110V250H108ZM259 249H260V251L262 250L261 251L262 254L259 253L260 252ZM259 249H258V246H257L256 250H258L259 252L257 251L255 253L257 255L261 254L263 256L264 248L261 249L259 247ZM101 250H104V251L102 252ZM218 250H219V253L217 252ZM241 250H242V252H241ZM235 251H238V252L236 253ZM221 252H223L222 255L220 254ZM227 252L229 253L228 255L230 257L228 255H226ZM63 253H65V254H63ZM101 253H104V254L102 255ZM230 253H232L233 255H231ZM95 254H96V256H95ZM253 254H254V252H253ZM173 255L174 254H172V256L170 255L169 258L173 257ZM257 255H254V257L251 258V260L249 261V264H251V261H252V264H254V263L255 264H260V263L264 264V260L262 259L261 255H259V258H261V259H259ZM215 256H216V259H215ZM256 256L260 260V262H259V260L257 262H254V261L257 260V259H255ZM96 258H98V259H96ZM207 258H209V260ZM212 258H214V260ZM104 259H105V261H104ZM171 259L172 260L169 259L168 262L171 261L170 263H172V264H177L178 262L179 263L181 262V264H182V261L178 260L177 258L173 257ZM174 259H176L178 261L175 262ZM197 259H199V261ZM221 259H222V261H219ZM31 260H33V259H31ZM206 260H208L209 262L206 261ZM212 260H213V262L211 263ZM228 260H229V262H228ZM261 260H263V261H261ZM101 261L105 262V263H101ZM202 261H204V262H202ZM193 262L189 261V264L193 263Z\"/></svg>",
    "mask_w": 264,
    "mask_h": 264
}]
</instances>
